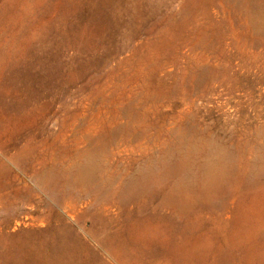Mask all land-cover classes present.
Segmentation results:
<instances>
[{
  "label": "rangeland",
  "instance_id": "rangeland-1",
  "mask_svg": "<svg viewBox=\"0 0 264 264\" xmlns=\"http://www.w3.org/2000/svg\"><path fill=\"white\" fill-rule=\"evenodd\" d=\"M0 264H264V0H0Z\"/></svg>",
  "mask_w": 264,
  "mask_h": 264
}]
</instances>
